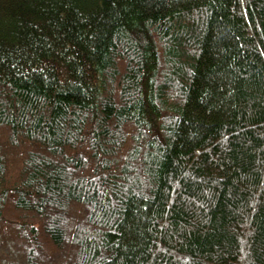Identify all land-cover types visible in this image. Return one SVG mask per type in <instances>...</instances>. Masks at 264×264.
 I'll return each instance as SVG.
<instances>
[{"label":"trees","instance_id":"trees-1","mask_svg":"<svg viewBox=\"0 0 264 264\" xmlns=\"http://www.w3.org/2000/svg\"><path fill=\"white\" fill-rule=\"evenodd\" d=\"M0 264H264V0H0Z\"/></svg>","mask_w":264,"mask_h":264}]
</instances>
